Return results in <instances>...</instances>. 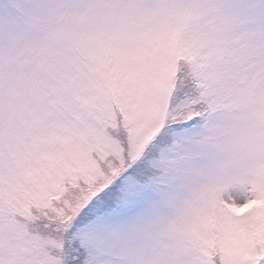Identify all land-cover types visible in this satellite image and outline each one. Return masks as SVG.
I'll return each instance as SVG.
<instances>
[{
	"label": "snow or ice",
	"instance_id": "1",
	"mask_svg": "<svg viewBox=\"0 0 264 264\" xmlns=\"http://www.w3.org/2000/svg\"><path fill=\"white\" fill-rule=\"evenodd\" d=\"M0 264H264V0H0Z\"/></svg>",
	"mask_w": 264,
	"mask_h": 264
}]
</instances>
